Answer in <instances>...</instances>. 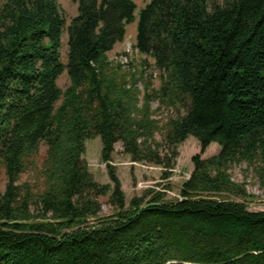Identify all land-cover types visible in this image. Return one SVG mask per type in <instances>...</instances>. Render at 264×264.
Returning <instances> with one entry per match:
<instances>
[{"label": "trees", "instance_id": "16d2710c", "mask_svg": "<svg viewBox=\"0 0 264 264\" xmlns=\"http://www.w3.org/2000/svg\"><path fill=\"white\" fill-rule=\"evenodd\" d=\"M136 12L134 0H77L68 23L60 0H6L0 264H264V211L249 210L252 196L230 172L245 165L264 184V0H150ZM133 25V49L161 78L142 98L138 73L109 59ZM154 100L185 113L160 125ZM190 136L200 153L180 198L149 190L127 206L116 145L168 181ZM98 137L110 184L84 159ZM213 143L219 154L203 159ZM42 147L41 186L22 182Z\"/></svg>", "mask_w": 264, "mask_h": 264}, {"label": "rangeland", "instance_id": "374dc122", "mask_svg": "<svg viewBox=\"0 0 264 264\" xmlns=\"http://www.w3.org/2000/svg\"><path fill=\"white\" fill-rule=\"evenodd\" d=\"M137 5L138 13L150 0H134ZM218 1V0H217ZM6 0H0V14L3 10V6ZM60 6L64 17L69 23L76 15L77 0H60ZM134 25L131 26L126 40L119 44L114 51L109 53V59L114 66H120L124 73L135 72L138 73L139 83L137 89L140 91V97L142 98L145 93L146 83L151 84V89L158 90L161 86V78L159 71L156 70L154 62L152 60H146L140 54H132V60L129 59V63L126 66L120 64L121 57H125L126 52L133 47L134 39ZM62 56L64 63L67 62V35L64 36V45L62 49ZM147 61L144 63V61ZM141 72L143 74H141ZM59 87L62 90H66L69 85V79L67 75H64L58 82ZM152 110L157 113L154 115V119L160 121V125L166 122L171 116L177 113V115H183L185 111L181 108L175 107H160L159 101L154 100L152 102ZM173 116V117H174ZM157 140L162 141L163 133L157 134ZM87 151L84 159L88 162L90 171L92 172L95 180L100 184H110V178L108 175L107 163H104L101 159L102 141L101 138L88 140L86 142ZM46 147H42L38 157V169L29 170L22 178V182H31L34 186H41L40 182V168L46 155ZM179 158L177 159L176 167L173 171L172 177L166 181L162 179L163 169L161 167L153 166L146 163L133 162L129 155L124 154L121 144H117L115 153L111 165L117 170V176L122 183V189L126 195V203L129 206L131 200L135 197H141L146 192H166L167 200H176L180 198V190L186 182L192 172L194 171V165L192 158L200 153V144L197 139L190 136L188 140L179 145ZM221 148L218 144L213 143L202 156L203 159L211 158L219 154ZM231 176L237 183L245 184L248 193L252 196L246 203L249 210L253 212L264 211V184H262L256 177L253 170L245 165H237L231 169ZM7 179L5 171L0 166V195L4 193L6 189ZM166 188V189H164ZM103 201V215H110L113 213L112 207L107 203V199Z\"/></svg>", "mask_w": 264, "mask_h": 264}, {"label": "built area", "instance_id": "2783aa9c", "mask_svg": "<svg viewBox=\"0 0 264 264\" xmlns=\"http://www.w3.org/2000/svg\"><path fill=\"white\" fill-rule=\"evenodd\" d=\"M139 54V52L137 51V50H134L133 49V47H132V49L130 48L127 52H126V56L125 57H121L120 59H123V61L122 60H120V64L121 65H123V66H126V64H128L129 63V59H131L132 60V54Z\"/></svg>", "mask_w": 264, "mask_h": 264}, {"label": "crops", "instance_id": "0c3cea01", "mask_svg": "<svg viewBox=\"0 0 264 264\" xmlns=\"http://www.w3.org/2000/svg\"><path fill=\"white\" fill-rule=\"evenodd\" d=\"M134 31H135V26H134ZM135 37H136V32L134 33V39H133V42H134V40H135ZM118 46V45H117ZM116 46V47H117Z\"/></svg>", "mask_w": 264, "mask_h": 264}]
</instances>
